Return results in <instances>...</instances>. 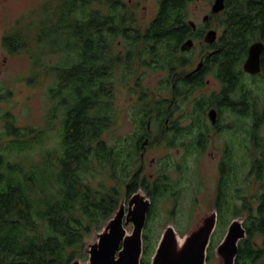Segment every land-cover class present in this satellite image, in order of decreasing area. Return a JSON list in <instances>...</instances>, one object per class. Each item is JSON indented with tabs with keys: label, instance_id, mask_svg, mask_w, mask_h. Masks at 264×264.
<instances>
[{
	"label": "trees",
	"instance_id": "obj_1",
	"mask_svg": "<svg viewBox=\"0 0 264 264\" xmlns=\"http://www.w3.org/2000/svg\"><path fill=\"white\" fill-rule=\"evenodd\" d=\"M191 1L159 0L157 14L141 30L131 25L134 17L122 0H59L55 21L39 27L36 50L31 53L34 64L41 65L46 53H61L62 59L48 65L54 81L48 89L51 106L46 128L18 125L10 112L0 108V264H72L78 257L86 258L85 239L100 230L118 209L122 184L126 185L127 197L140 187L147 189L152 201L148 222L159 200L171 197L178 201L179 183L167 174V161L152 182L146 175L140 177L145 146L153 142L150 119L146 118L154 115L160 129L158 144L162 141L168 147H184L189 155L205 149L207 130L213 127L207 116L211 108L250 120L247 130L252 138L259 133L264 124V103L261 105L246 84L242 65L251 43L264 42V0L227 1L226 16L220 23L224 29L213 45L216 51L207 56L199 75L186 76L177 69L188 64V52L182 50V44L197 36L188 23ZM19 34L3 37L11 53L27 48ZM119 38L125 42L124 55L112 52ZM135 62L166 70V85L174 76L175 109L184 110L183 103L189 101L192 108L184 111L191 122L181 125L180 119L172 120L170 101L156 99L147 104L143 94L142 115L137 120L141 132L111 144L104 135L113 125L116 112L114 74L120 70L127 84L135 74ZM210 69L223 82L222 91L192 98L204 86V72ZM56 122L58 128L54 127ZM230 128L236 134V127ZM49 129L57 133L58 141L45 147ZM255 146L260 155L254 169L264 183L263 136L258 135ZM242 169L228 158L227 172L221 173L216 196L219 227L227 223L226 210L235 207L230 189ZM101 174L116 183L93 184ZM225 183L230 188L227 196ZM255 223L254 232L264 235V194L259 198ZM157 242L158 235L147 225L141 264H150ZM214 245L211 243L209 249Z\"/></svg>",
	"mask_w": 264,
	"mask_h": 264
},
{
	"label": "rangeland",
	"instance_id": "obj_2",
	"mask_svg": "<svg viewBox=\"0 0 264 264\" xmlns=\"http://www.w3.org/2000/svg\"><path fill=\"white\" fill-rule=\"evenodd\" d=\"M128 5L129 11L134 17L131 23L133 28L144 30L157 14L159 0H122ZM59 0H0V108L2 112H10L18 125L46 128L48 109L51 106L48 89L54 81V75L48 70V65H54L61 61L62 54L55 52L45 54L41 59V65L34 64L31 53L36 50V36L42 23L55 21L54 11L57 8ZM214 0H192L188 6L189 20L195 23L203 22V16L211 13V4ZM53 16V17H52ZM222 15L217 13L210 20L212 28L220 34L222 27L220 21ZM23 37L27 43V48L18 49L15 52H9L3 43L4 35L17 33ZM16 35V34H15ZM209 44L202 38L194 40L193 47L188 52V64L177 69V73L187 75L200 63L201 56H206L210 50ZM126 51L123 38L117 39L112 47L114 54L124 55ZM135 74L128 79L127 84L121 79L120 70L115 71V117L114 123L106 131L104 137L109 143H115L116 139H131L133 134L140 133L137 120L142 115L140 100L141 95L146 96L147 104H151L156 99H167L171 102L170 109L172 120L180 119L181 125L191 122V117L184 110H191L192 105L189 101L183 103L184 110H176L177 100L173 95L174 76L170 78V85H166L165 79L169 73L161 68H146L135 62ZM207 83L205 86L193 93L192 98L208 95L220 90L221 84L216 77L215 72L208 73L205 76ZM246 84L253 89L256 96L264 103V80L261 77H246ZM192 98L190 99L192 101ZM169 104V102H168ZM169 106V105H168ZM262 108V106H260ZM148 129L151 131V140L153 141L144 149L143 169L140 177L146 175L148 180H154L161 172L160 166L168 162L170 168L167 174L174 182H178L179 195L178 201L173 198L159 200L155 206V213L151 216L147 224L148 230L154 235H158V241L163 230L168 224H172L183 237L206 213L214 207L215 191L219 178V163L223 155L225 142L233 145L234 141L239 145L243 139L248 142L249 132H246L251 121L243 120V131L235 132L232 129L220 132L207 130L208 144L202 153H186L184 147H168L165 142L158 144L156 141L160 129H157V123L154 115L150 118ZM210 121V119L208 118ZM170 122V121H169ZM228 122L233 127L239 126L236 118L231 115H224L221 123ZM59 122L54 127L58 128ZM49 140L45 147L53 146L58 141L57 133L49 129ZM259 135L264 137V124L259 130ZM157 137V138H156ZM251 140V139H250ZM146 141V140H145ZM239 154L242 151L235 149ZM238 154V162L241 155ZM237 156V153H235ZM242 157V156H241ZM244 158V157H242ZM249 157H247L248 159ZM250 159V158H249ZM250 165L244 166L241 173V179H245ZM104 182L107 186L114 185L112 179L106 174H101L92 181L93 184ZM241 183L237 180V184ZM247 189V188H246ZM145 191V189H144ZM248 191L252 193L264 191V184L254 185ZM122 197L126 196V185L121 186ZM147 193V189L145 191ZM148 195V193H147ZM256 195V194H255ZM130 196V195H129ZM257 196V195H256ZM127 197L125 204L128 206ZM256 202V201H254ZM252 205V201L250 200ZM149 216V214H148ZM149 219V218H148ZM145 226V227H146ZM225 225L219 227L214 235V244L222 238L225 232ZM133 225L127 226L128 232H131ZM145 231V228H144ZM95 233L87 236V241L96 240ZM158 243V242H157ZM214 245V247H215ZM157 246V245H156ZM87 255V254H86ZM208 264H219L220 260L216 256L214 248L209 251ZM88 259L80 258L84 263Z\"/></svg>",
	"mask_w": 264,
	"mask_h": 264
},
{
	"label": "water",
	"instance_id": "obj_3",
	"mask_svg": "<svg viewBox=\"0 0 264 264\" xmlns=\"http://www.w3.org/2000/svg\"><path fill=\"white\" fill-rule=\"evenodd\" d=\"M224 9V0H215L212 11L218 13ZM217 32L211 30L205 40L212 43L216 40ZM193 47L189 39L182 45V50ZM264 44L254 42L249 47L244 69L251 73L260 71V57ZM212 121L216 119V110L209 112ZM148 140L145 141V144ZM122 197L118 209L107 220L100 230H94L96 240L85 239L84 253L88 259L82 263L76 258L72 264H141L143 256V233L147 224L152 201L143 188H139L125 201ZM241 217H236L230 223L223 240L215 247V254L220 264H235L238 251V241L246 236ZM133 225L128 232L127 226ZM217 215L211 212L203 216L183 237L172 224L163 230L150 264H206L207 250L212 234L216 228Z\"/></svg>",
	"mask_w": 264,
	"mask_h": 264
},
{
	"label": "flooded vegetation",
	"instance_id": "obj_4",
	"mask_svg": "<svg viewBox=\"0 0 264 264\" xmlns=\"http://www.w3.org/2000/svg\"><path fill=\"white\" fill-rule=\"evenodd\" d=\"M227 1L230 2V0H224V9L222 11L218 12L223 17V19L220 21V23L223 22L224 16H226V9H227L226 3H227ZM214 2H215V0H214ZM214 2L211 4L212 6H213ZM212 6H211V13H207L203 16V22L195 23L194 21H190L188 18V23L191 26L192 30L194 32H197L196 33L197 36L195 38H189V39L193 40V43H194V40H200L201 41L202 38L204 39L205 42H207L205 40L206 35L208 34L209 31L215 30L214 28H212V25L209 24L210 20L212 18H214L215 14H217V13H214L212 11ZM221 27H222V30H221L220 34L217 32V30H215L217 32L216 40L212 43L207 42L210 46L209 47L210 50H209L208 54L206 56H201L200 63L196 66L195 69L190 71L186 76H197L201 73V68L204 66L207 56H211L216 51V49L213 47V45L218 41L219 37L222 34L224 27H223V25H221ZM189 39H187V40H189ZM186 41H184V43ZM257 41H260L264 44V42L261 40H256L254 42H257ZM189 50L190 49L183 50V51L189 52ZM248 53H249V49H248ZM263 53H264V49H263V51L261 53V57H260L261 69L257 73H251V72H248L244 69V64H245V61L248 57V55H247L243 65H242V70H243V73L245 74L246 77H254V78L255 77H261L264 80V70L262 68ZM211 72H215V70L210 69L206 73L204 72V81H205L204 86L207 83V79H205V76ZM219 81L221 84L219 91H222L223 82L221 80H219ZM212 109L216 110L215 121H212V119L209 116V112ZM224 115H231L232 117L236 118L237 124L239 126H235L236 127L235 131L237 133L238 132L242 133V131H243V124H242L243 119L241 117H239L237 114H233L230 111H224L221 113L216 108H211L207 112V116L210 119V122L213 126L209 130L218 131V129H219L220 132H222L224 130L228 131V129H230V130L232 129V131H233V128H230V126H233V125H231L228 122H225L224 127H223L221 120H222V117ZM237 117H239V118H237ZM168 124H169V119L166 120V125H168ZM217 124L220 126L217 127ZM246 132H249L248 142H246L244 140L245 139L244 138L242 142H240V140L238 139L239 145L237 144L236 141H234L233 145H230V143L228 141L225 142V145H224L223 155H222V158L220 159V163H219V178H218L217 187H216V191H215L214 207L211 209L210 212L206 213V214H209L211 212H215L217 215V224H216V228L212 234L210 244L214 242V235L219 229V221H220L221 214H220V211L216 205V196H217V191H218V184H219V181L221 180V173L223 175V173L225 174L227 172L226 171V162L228 161V158H231V163H234L236 165V167H244L245 165L249 164L250 167L248 169V172H247V175L245 176L244 181H243V179H241V175H240V176H238L239 179H237V180H239V182L241 181V183L237 184V181H236V183L233 185V187L231 189L229 188L230 189L229 197L232 199V201L234 200L235 207L233 210H231V209L226 210V212H228V214H227V219H226L227 223L225 224V226H226L225 232H224L222 238L215 245V247L225 237L226 232L228 230V227H229L230 223L232 222V220L236 217H241L242 219H244L243 220V227L245 228L246 236L238 241V251H237V254L235 257V264H264V235L262 233L254 232L257 228V225L255 223V216L257 215V209L259 206V198H260V195L264 194V191L260 194H259V192H257V193H252L250 195H248V191H247V190H250V188H252L254 185L259 184V182L262 183L260 181V179L258 178V172H256V170L254 169L256 162L258 161V157L260 155L257 146H255L259 133L256 134L257 136L255 135V137L253 136V138H252V136L250 135V130H246ZM206 140H208V138H206ZM206 143L208 144V141ZM207 144H206V146H207ZM206 146H205V148H206ZM235 149H239V151L241 150L242 153L239 154L237 151H235ZM228 152H231L230 156H227ZM235 153H237V156H235ZM194 154H196V153H194ZM238 154L241 155L242 157H244V158H242L241 156L239 157V158H241L240 162H238ZM247 157H249L250 159L249 158L247 159ZM222 171H224V172H222ZM242 172H243V169L241 170L240 173H242ZM221 184L222 183L220 181V185ZM262 184H264V183H262ZM229 189H228L227 184H226V186L224 188V195L225 196L228 195ZM250 200L252 201V205L250 204ZM254 201H256V202H254ZM210 244H209V247H210ZM209 247L207 250V258L208 259L210 256L209 255V251H210ZM215 247H214V251H215ZM206 264H208L207 260H206Z\"/></svg>",
	"mask_w": 264,
	"mask_h": 264
}]
</instances>
